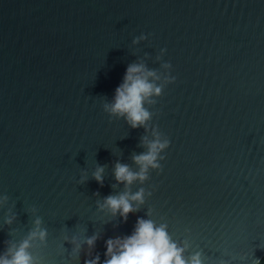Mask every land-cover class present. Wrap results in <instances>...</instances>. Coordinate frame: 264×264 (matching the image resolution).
I'll return each instance as SVG.
<instances>
[{"label":"water","instance_id":"obj_1","mask_svg":"<svg viewBox=\"0 0 264 264\" xmlns=\"http://www.w3.org/2000/svg\"><path fill=\"white\" fill-rule=\"evenodd\" d=\"M141 34L148 39L133 45ZM161 49L176 79L156 98L151 123L171 143L163 170L132 186L152 195L123 222L97 201L123 190L112 188L114 164L135 169L131 156L144 151L145 133L103 104L145 53L147 66L160 69ZM97 164L105 166L103 186L91 177ZM0 195L9 197L0 208V253L4 241L27 235L35 206L49 235L34 251L47 264H66L63 235L94 232L102 262L105 240L131 235L138 217L167 223L173 240L190 241L185 255L200 251L205 264H257L264 0H0ZM9 208L18 217L11 226L3 223Z\"/></svg>","mask_w":264,"mask_h":264},{"label":"clouds","instance_id":"obj_2","mask_svg":"<svg viewBox=\"0 0 264 264\" xmlns=\"http://www.w3.org/2000/svg\"><path fill=\"white\" fill-rule=\"evenodd\" d=\"M147 39V35L141 34L133 39L132 44L136 45ZM165 52L166 49H161L160 54L156 56V61L161 62L160 69H150L147 66L145 61L150 58L148 53H145L144 58L129 64L123 82L115 89L113 99L106 100L103 104L104 112L110 117L123 119L131 129L143 128L145 133L139 145L144 151L133 153L131 156L135 169L119 160L114 164L113 176L116 183L112 184V188L117 189L122 184L123 190L97 201L99 211L114 218L119 217L123 222H127L130 213L140 211L146 197L152 195L151 191H146L143 187L133 192L132 186L137 182L143 185L150 179L151 171L163 170L160 162L165 160L166 156L162 153L171 143L169 138L151 123L154 113L150 111L157 104L156 98L163 95L164 88L176 79L171 75V63L162 61ZM104 173L105 166L97 164L91 177L103 186ZM87 180L85 176H81L78 183L84 184ZM94 195L99 196V192ZM8 202L7 195H0V208H4ZM30 212L35 217L32 227L19 241H4L6 247L0 253V264H47L45 258L34 250L47 246L49 233L43 226L42 218L37 215L38 209L33 206ZM152 214V210L148 209L146 216L151 217ZM17 219V214L9 208L3 223L11 226ZM14 231H10L8 235L11 237ZM99 239L100 232L83 237L65 234L59 246V255L65 258L66 264H80L82 255L83 264H205L200 251L185 255L191 247L188 239L179 242L173 240L168 231V224H157L151 218L138 217L131 235L105 240L106 251L102 262L100 254L95 252ZM66 242L72 245L70 252L64 246ZM220 264L226 262L221 260ZM257 264L261 262L257 261Z\"/></svg>","mask_w":264,"mask_h":264},{"label":"trees","instance_id":"obj_3","mask_svg":"<svg viewBox=\"0 0 264 264\" xmlns=\"http://www.w3.org/2000/svg\"><path fill=\"white\" fill-rule=\"evenodd\" d=\"M259 261L261 262V264H264V255L261 257Z\"/></svg>","mask_w":264,"mask_h":264}]
</instances>
